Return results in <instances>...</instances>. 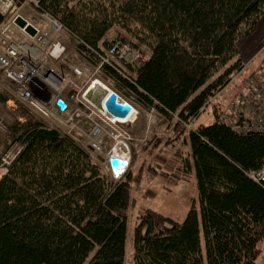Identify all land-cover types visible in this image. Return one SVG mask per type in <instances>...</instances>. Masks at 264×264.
<instances>
[{
  "label": "trees",
  "instance_id": "1",
  "mask_svg": "<svg viewBox=\"0 0 264 264\" xmlns=\"http://www.w3.org/2000/svg\"><path fill=\"white\" fill-rule=\"evenodd\" d=\"M28 1L62 26L83 65L97 67L120 39L145 54L135 67L103 64L100 80L190 146L179 174L194 169L199 212L178 222L139 211L132 264H258L264 184L251 175L264 167V133L218 108L212 123L193 122L244 69L238 43L257 31L264 0ZM9 99L0 92V106ZM17 114L5 145L22 149L0 178V264H124L130 172L110 177L80 141L22 107Z\"/></svg>",
  "mask_w": 264,
  "mask_h": 264
},
{
  "label": "built area",
  "instance_id": "2",
  "mask_svg": "<svg viewBox=\"0 0 264 264\" xmlns=\"http://www.w3.org/2000/svg\"><path fill=\"white\" fill-rule=\"evenodd\" d=\"M14 3V0H0V14L3 18L9 14V9ZM17 17L22 16L15 14L7 23L0 24V74L6 82L5 85L0 84V91L7 92L14 102L38 116L51 128L57 129L67 125L76 127L74 121L90 122L95 118V113H98L105 122L91 127L87 148L99 153L102 126L106 123L108 126L106 129L111 131L113 138H116V130H120L132 120L116 123L114 119L119 118L113 117L105 110H97L87 100L85 93L91 81L96 79L92 78L91 73H100L101 66L112 61L122 66L135 67L146 61V55L128 42L118 40L109 46L107 55L101 57L97 67L75 66L69 64L66 48L57 39L64 32L55 19L43 13L40 14L41 21L25 19L27 25L35 31L31 36L25 29L15 25ZM245 84L246 90L230 103L228 111L230 122L233 125L241 122L246 131L264 133V67L249 74ZM119 99L124 101L120 97ZM59 103H62V106H59ZM132 112L135 113L133 116L135 118L136 110H133L124 119ZM45 122L43 124L46 125ZM48 122H52L53 126ZM0 130H5L1 118ZM21 149L17 142L11 145L0 156V167L7 168ZM112 156L110 155V158ZM251 177L264 184V167ZM258 264H264V248Z\"/></svg>",
  "mask_w": 264,
  "mask_h": 264
},
{
  "label": "rangeland",
  "instance_id": "3",
  "mask_svg": "<svg viewBox=\"0 0 264 264\" xmlns=\"http://www.w3.org/2000/svg\"><path fill=\"white\" fill-rule=\"evenodd\" d=\"M29 3L30 1L28 2V0L20 6L14 3V5L9 9V14L4 16L3 23H7L11 20L15 14H18L29 21H41L40 13L35 11L33 8L35 3H32V7ZM41 24L44 25L42 22ZM115 38L116 33L111 31L109 33V39L113 40ZM57 39L61 41L66 48L69 64H73L75 66L83 65L81 60L75 56L72 44L69 43L67 37L62 34L57 37ZM244 43L245 40L239 41L238 46L243 48ZM263 44L264 40L258 45L261 47ZM262 51L263 58H261L259 62L255 63L252 62L253 60H246V63H244V69L233 78L232 82L227 87H225L218 95L209 101L205 111L193 122V125H207L212 123L214 120L213 110L215 108L219 109L222 116L228 115L230 103L236 99L239 91L242 90L241 92H244L246 90V76H249V74L253 72H258L264 67V50ZM248 52L249 48L247 51L243 48L240 54L241 58L246 57ZM91 75L92 78H101L100 73H91ZM0 84H6L1 74ZM109 89L113 91L111 88ZM4 93H6L10 99L8 100L9 102L6 101L4 105L0 106V118L3 122V126L5 127V130H0V156H2L11 145L16 143L13 142L8 148H6L5 134L7 133L9 123L15 118L19 121H23L22 115L17 114L13 116L14 110L16 111L21 107L24 108L22 105L14 102L12 97L7 92ZM120 98L124 100L122 97ZM24 109L33 118L40 120L42 123L45 122L32 112L28 111L26 108ZM134 109L136 110L135 118L121 127L120 130H116V138H113L111 131L106 129L108 128L106 123L102 126L103 128L101 127L103 130L102 137L100 139L101 151L99 153L92 152L87 148L88 133L91 130V127L105 122V119L101 118L98 113H95V118L90 122L86 120L81 122L74 121L73 124L76 127L67 125L57 128L80 141L82 147L90 152L93 157L102 164L110 177H113V175L110 171L108 160L110 159V155H113L112 153L114 152L113 149L115 144L117 142H121L123 149L128 155V166L121 175L122 177L125 173L130 172L133 177L130 186L131 207L127 213V237L124 264H132L133 228L139 211L145 209L154 210L178 222L184 220L191 207H195V209L199 212V201L194 169L192 168V171L187 178L183 176L180 177L179 174L184 172L181 159L186 157L190 158L189 144L185 143V141L179 136L180 134L178 132H173L168 127L165 128L164 126L166 125L160 124L153 112L142 110L137 106H135ZM49 124L52 125V122ZM46 125L48 126L47 123ZM99 158H102L103 161L100 162L98 160ZM5 168L6 167H0V178L6 172ZM174 174L176 178L173 177V180H169V176ZM199 227L201 241L203 242L200 222ZM259 246L262 249L264 244L261 243Z\"/></svg>",
  "mask_w": 264,
  "mask_h": 264
},
{
  "label": "water",
  "instance_id": "4",
  "mask_svg": "<svg viewBox=\"0 0 264 264\" xmlns=\"http://www.w3.org/2000/svg\"><path fill=\"white\" fill-rule=\"evenodd\" d=\"M15 25L19 28L25 29V31L31 36L35 34L34 29L30 25H27V22L21 17H17L15 19ZM87 100L97 110H105L113 117L119 119L126 118L132 111V106L130 103L121 101L114 91L109 92L107 97L103 100V103L99 97H88ZM59 106H62V103H59ZM98 160L100 162L103 161L102 158H99ZM108 164L114 179H119L128 166V162L126 160L118 157L110 158L108 160Z\"/></svg>",
  "mask_w": 264,
  "mask_h": 264
},
{
  "label": "bare ground",
  "instance_id": "5",
  "mask_svg": "<svg viewBox=\"0 0 264 264\" xmlns=\"http://www.w3.org/2000/svg\"><path fill=\"white\" fill-rule=\"evenodd\" d=\"M29 2V1H28ZM31 4V3H30ZM16 6V5H15ZM34 8V6H33ZM47 15V14H46ZM48 16V15H47ZM50 17V16H49ZM22 18V17H21ZM51 18V17H50ZM24 19V18H23ZM25 20V19H24ZM64 35V34H63ZM122 40V39H120ZM118 41V40H117ZM124 41V40H123ZM109 49V48H108ZM107 52V51H106ZM106 55V53H105ZM113 62V61H112ZM99 77V76H98ZM91 85H89L87 92L85 93V97H99L101 102L103 103V100L107 97V95L109 94L110 90L108 89V87L106 85H104V83H102V81L100 79H94L91 81L90 83ZM135 110L132 107V111ZM134 112L131 113V115L127 118V119H123V120H119V119H114V121L116 123H125V122H129L130 120L133 119L134 116ZM84 121V120H83ZM241 125V124H240ZM188 127V126H187ZM242 130V129H241ZM245 130V129H244ZM250 131H254V130H250ZM259 132V131H258ZM72 137V136H71ZM89 150V149H88ZM113 158L114 157H118L121 158L123 160H126L128 162V155L126 153V151L123 149L121 142H117L114 146L113 149Z\"/></svg>",
  "mask_w": 264,
  "mask_h": 264
},
{
  "label": "crops",
  "instance_id": "6",
  "mask_svg": "<svg viewBox=\"0 0 264 264\" xmlns=\"http://www.w3.org/2000/svg\"><path fill=\"white\" fill-rule=\"evenodd\" d=\"M263 40H264V16L261 18L255 34L253 36H251L250 38L245 39V43L243 45V48L245 51H247L249 48V52L246 54V57L242 58L244 63H246V60H248V61L253 60L252 62L257 63V62H259V60L261 58H263V51L262 50H264V44L261 47H259V45H258L259 43H262ZM243 48L239 47L240 51H242ZM241 91H239L238 94L242 93ZM141 130H143V129H141ZM128 154H129V149H128Z\"/></svg>",
  "mask_w": 264,
  "mask_h": 264
}]
</instances>
